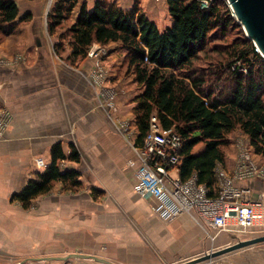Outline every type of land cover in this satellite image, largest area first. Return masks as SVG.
<instances>
[{
    "label": "crops",
    "instance_id": "1",
    "mask_svg": "<svg viewBox=\"0 0 264 264\" xmlns=\"http://www.w3.org/2000/svg\"><path fill=\"white\" fill-rule=\"evenodd\" d=\"M13 1L17 17L4 23L0 33V116L10 115L0 140V264H64L35 258L71 253L97 255L114 264H175L174 259L180 264L197 258L189 253L203 245L211 249L225 243L219 235L209 237L187 213L162 220L152 209L155 199L137 193L133 146L140 143L134 108L142 87L132 72V77L124 75L125 52L119 43H93L91 48L107 47L108 54L71 62L67 42L60 54L54 50L60 32L55 37L47 30L53 0ZM95 1L79 0L67 26L83 3L90 10ZM106 1L126 10L137 6L159 30L171 25L166 0ZM25 14L27 20H22ZM96 69L105 74L99 85ZM133 81L140 91L131 99ZM121 122L127 123L125 133ZM229 139L220 164L231 174L238 142L248 145V137L240 131ZM56 144L66 157L75 148L78 161L66 158L58 167L61 172L74 170L78 184L56 181L24 208L12 196L46 171ZM250 151L262 165L254 158L258 154ZM38 159L45 165L37 166ZM235 185L249 187L254 199L261 197L264 211V176ZM196 264H264V242Z\"/></svg>",
    "mask_w": 264,
    "mask_h": 264
},
{
    "label": "trees",
    "instance_id": "2",
    "mask_svg": "<svg viewBox=\"0 0 264 264\" xmlns=\"http://www.w3.org/2000/svg\"><path fill=\"white\" fill-rule=\"evenodd\" d=\"M78 1L53 0L47 15L50 35L64 28ZM166 3L171 25L163 30L137 6L126 10L114 2L96 0L88 10L83 3L75 21L59 33L54 50L60 54L67 37L68 60L74 62L84 60L93 43H119L125 52L124 65L142 87L134 108L139 143L155 114L164 130L173 129L181 137L176 165L180 179L194 174L215 196L214 167L224 162L229 136L236 127L248 137L252 151L264 156V58L244 35L225 0H212L207 8L200 7V0ZM17 14L15 1L0 0V33H4L3 24ZM234 32L237 35L229 39ZM211 53L224 63L209 71L197 67ZM236 61H241L246 73L230 68ZM51 158L46 171L12 196L24 208L49 192L56 181L78 184L74 170L61 172L58 167V161L66 158L78 161L75 148L66 157L56 144Z\"/></svg>",
    "mask_w": 264,
    "mask_h": 264
},
{
    "label": "built area",
    "instance_id": "3",
    "mask_svg": "<svg viewBox=\"0 0 264 264\" xmlns=\"http://www.w3.org/2000/svg\"><path fill=\"white\" fill-rule=\"evenodd\" d=\"M211 2L212 0H200V7L207 8ZM255 50L258 52L256 47ZM107 54L108 49L103 47L89 48L87 53L89 57L98 59ZM230 68L242 73L247 71L241 61L233 62ZM95 71L94 79L99 85L105 74L101 69ZM113 94L110 92V97ZM109 104L113 107L111 101ZM9 123L10 115L2 113L0 140L4 138ZM119 127L121 133L127 131L126 122H121ZM180 147V135L173 129L164 130L155 114L149 118V129L142 143L133 146L136 155V191L142 197L151 196L155 199L156 205L152 209L162 220L168 221L181 213H187L206 230L216 229L217 232H229L233 229L245 232L256 226H264L262 198L254 199L249 187L235 185V181L264 176V167L253 160L249 145L244 141L238 142L236 165L231 174L220 163L215 165V196L209 195L206 186L200 184L194 174L186 180L180 179L176 166ZM36 165L42 167L45 163L38 159ZM172 171L177 174L171 175ZM85 260L91 259L65 261L64 264H91Z\"/></svg>",
    "mask_w": 264,
    "mask_h": 264
},
{
    "label": "water",
    "instance_id": "4",
    "mask_svg": "<svg viewBox=\"0 0 264 264\" xmlns=\"http://www.w3.org/2000/svg\"><path fill=\"white\" fill-rule=\"evenodd\" d=\"M229 5L233 16L242 26L245 35L257 48L259 54L264 58V0H225ZM264 242V234L253 238L238 241L222 249L205 253L204 255L180 264H196L198 262L211 259L218 255L234 250L246 248L248 246ZM71 258L91 259L102 264H114L111 261L93 254L71 253L62 257H40L35 260H61L66 261Z\"/></svg>",
    "mask_w": 264,
    "mask_h": 264
},
{
    "label": "rangeland",
    "instance_id": "5",
    "mask_svg": "<svg viewBox=\"0 0 264 264\" xmlns=\"http://www.w3.org/2000/svg\"><path fill=\"white\" fill-rule=\"evenodd\" d=\"M68 24H69V21H66L64 23L63 27L65 28ZM64 28L61 30H58V32H61V31L63 32ZM240 29H242V31L244 32L242 26L240 27ZM58 32H56V33H58ZM238 32H239V30H238ZM56 33H55V35L53 34L52 36L56 37ZM235 33H237V32H234V35L233 36L231 35L229 39H231L232 37H235L237 35ZM244 35H245V32H244ZM62 41H63L64 47H65L66 42H67V37L64 38ZM53 47H54V45H53ZM103 48L108 49L107 47H103ZM109 48H111V47H109ZM112 49H114L113 46H112ZM221 61L222 60H221L220 56H217L216 53H211V54H208L207 56L205 55L203 57V59H200L197 62L196 65H197V67H203L204 69H207L209 71V70L216 69L218 65H221L222 63H224ZM123 65H124V61H123ZM125 67L126 66L124 65V69H125ZM130 72H132V71L127 70V72H125L124 75L128 76V77H132V75L129 74ZM130 82L131 81H129V83ZM130 89H131L130 97H131V99H133L135 97L134 95L140 91V86L136 82L133 81ZM234 132L238 134L240 132V129L238 127H236L234 129ZM254 158L256 161L261 162L262 163L261 166L264 167V156L263 155L258 154V156L255 155ZM203 229L206 232V234H208L209 237H211V238H215L217 235H219L218 238L222 239L223 241L226 239L225 243L219 244L218 245L219 247L217 246V247H213L211 249H206V245L205 246L203 245L197 251H194L193 253H189V256L199 257L201 255H204L206 252L210 253L211 251H216V250L222 249V248L229 246L231 244H234L238 241L253 238V237L264 234V226H256V227H253L249 230H246L245 232H242V231L239 232L238 229H233V231H229V232H227V231L217 232V230L214 229L212 234L209 232V229L206 230L204 227H203ZM78 259L79 258H74L75 261H77ZM85 261H86V263H91V264H102V263H98L94 260H85ZM177 262H178V260L174 259V263L177 264Z\"/></svg>",
    "mask_w": 264,
    "mask_h": 264
}]
</instances>
